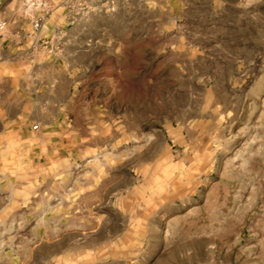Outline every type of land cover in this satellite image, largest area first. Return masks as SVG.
Here are the masks:
<instances>
[{
    "label": "rangeland",
    "instance_id": "1",
    "mask_svg": "<svg viewBox=\"0 0 264 264\" xmlns=\"http://www.w3.org/2000/svg\"><path fill=\"white\" fill-rule=\"evenodd\" d=\"M2 21L0 264H264V0H0ZM70 55L83 106L34 107L25 71Z\"/></svg>",
    "mask_w": 264,
    "mask_h": 264
},
{
    "label": "crops",
    "instance_id": "2",
    "mask_svg": "<svg viewBox=\"0 0 264 264\" xmlns=\"http://www.w3.org/2000/svg\"><path fill=\"white\" fill-rule=\"evenodd\" d=\"M67 26L71 27L69 30H66V32L71 33L73 36L72 28L74 25ZM56 27L61 28L62 26L56 25ZM25 37L28 38V35L26 34ZM39 38L42 39V37ZM45 41H47V39ZM36 44H34L35 48ZM28 51H31V47L28 49ZM9 57L10 56L6 54L0 60V64L3 66L7 65L10 62L8 59ZM58 60H61L64 66L60 69L57 67L54 69L56 70V74H54L55 78L47 81L42 78L48 75L47 71H45L46 69L44 68V65L48 63H42L40 68L37 67L30 69L28 72L25 71V76H29L31 80L37 81L36 85H34V87L30 90V103L34 107L60 109L59 113H62L61 109H73L75 107L83 106V103L76 101L74 96L76 95V87L78 84H81V78L87 77L89 75V68L88 64L83 62L76 64L77 66L74 68V64L72 62L73 57L71 55L67 59L64 57L55 60L52 59L49 61V64L56 66L58 65ZM50 120L51 119L40 118L38 121L41 123H48Z\"/></svg>",
    "mask_w": 264,
    "mask_h": 264
},
{
    "label": "built area",
    "instance_id": "3",
    "mask_svg": "<svg viewBox=\"0 0 264 264\" xmlns=\"http://www.w3.org/2000/svg\"><path fill=\"white\" fill-rule=\"evenodd\" d=\"M43 19H44V15H41V16L38 17L37 21L34 24V27H35L36 30L40 29ZM6 25H7L6 21L0 22V29L4 30ZM34 127L37 129L38 125H35Z\"/></svg>",
    "mask_w": 264,
    "mask_h": 264
}]
</instances>
